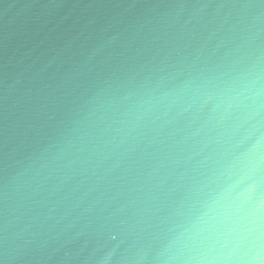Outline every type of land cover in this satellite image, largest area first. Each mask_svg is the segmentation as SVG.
<instances>
[{"label":"water","instance_id":"95a60500","mask_svg":"<svg viewBox=\"0 0 264 264\" xmlns=\"http://www.w3.org/2000/svg\"><path fill=\"white\" fill-rule=\"evenodd\" d=\"M264 241V0H0V264H247Z\"/></svg>","mask_w":264,"mask_h":264},{"label":"clouds","instance_id":"9594fccd","mask_svg":"<svg viewBox=\"0 0 264 264\" xmlns=\"http://www.w3.org/2000/svg\"><path fill=\"white\" fill-rule=\"evenodd\" d=\"M251 240L246 248L244 256L247 264H264V241L261 240L259 232L250 233Z\"/></svg>","mask_w":264,"mask_h":264}]
</instances>
